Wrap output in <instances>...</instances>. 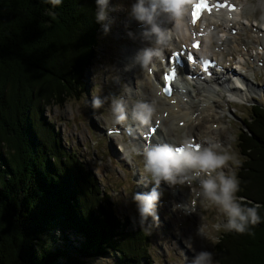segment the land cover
Listing matches in <instances>:
<instances>
[{"label":"trees","instance_id":"1","mask_svg":"<svg viewBox=\"0 0 264 264\" xmlns=\"http://www.w3.org/2000/svg\"><path fill=\"white\" fill-rule=\"evenodd\" d=\"M88 2L91 3L61 0L60 4L52 5L46 0H0V137L7 132L12 136L0 138V146L3 142L5 147L12 148L11 152H5L0 147V264H58L59 259L70 258V254L88 255L95 250L105 254V245L117 253L120 264H152L148 234L139 227L129 229L127 216L118 218L107 191L102 193L97 178L85 168L76 152L63 145L54 123L41 115L45 129H42L43 142L37 131L30 129L27 114L30 100L34 98L29 93L33 91L32 85L48 81L52 86V100L79 97L85 89L86 84L81 81L82 67L93 59L97 29L101 24L92 12L96 7L94 0ZM86 8L89 12L82 11ZM58 24L63 28L58 29ZM39 30L45 33L44 37L40 33L36 36ZM29 46H33L34 51ZM80 48H84L83 51H79ZM61 57L70 59L71 63L66 65ZM62 66L67 74L56 84L55 74ZM40 69L43 72H38ZM4 74H10L6 82ZM22 99L24 103H20ZM244 123L246 129L240 135L243 161L237 174L240 182L237 195L245 201L259 203L257 213L263 218L262 183H254L251 190L246 180L247 173L257 167L255 148L264 159V108L261 104L252 106L251 116ZM259 172L262 175V163ZM77 188L82 194L75 192ZM253 194L258 195L257 198ZM82 205L90 208V212L83 213ZM253 227L260 237H240L244 243L240 246L246 249L245 253L251 251L250 254L237 253L230 262L225 252L237 232L222 231L214 246V263L253 264L254 254L259 257L264 251V224ZM53 229L63 238L65 233L78 232L82 240L78 247H48L44 236ZM260 264H264V260Z\"/></svg>","mask_w":264,"mask_h":264},{"label":"rangeland","instance_id":"2","mask_svg":"<svg viewBox=\"0 0 264 264\" xmlns=\"http://www.w3.org/2000/svg\"><path fill=\"white\" fill-rule=\"evenodd\" d=\"M84 1L86 4L91 3L88 2L89 0ZM132 2L133 0H110L108 17L111 19V23H109L107 32L103 31V24L108 23V20L102 21L97 29L98 38L97 45L94 48L95 53L93 59L89 61L88 65L82 67L83 77L81 81L86 85L84 91L81 92L79 97H69L67 99H63V97L60 99L57 97L55 100H52V86L45 80L42 82L38 81L31 86V90L33 91H30L29 93L30 95L33 94L34 98L30 100V105L28 106L29 112L27 114L31 123L30 129H35L37 131L36 134L43 142V122L41 115H45L46 119L54 123V128L58 131L63 145L76 152L77 157L83 162L85 168L97 178L103 189L102 193L107 191L110 196L109 200L113 203V212L118 218L122 219V217L127 216L130 221L128 224L129 229L139 227L148 234L150 237L149 253L152 257V264H180L182 257H184V264H189L195 252L198 251L210 252L212 264H216L213 260L214 246L223 230L213 231L211 225L219 224L223 226V224L226 223V218L215 208L204 209L200 206L201 197L197 195L199 192V180H192L191 178L190 180L186 179L171 185L161 180L158 187V191H160L161 195L158 198L156 206L158 219L156 222H153L151 217H147L144 223L141 224L136 204L132 201L131 195L133 192H146L152 186L150 175L143 169V156L140 154L142 150L135 147L133 140L123 131L120 134H117V136L122 135V140L124 141L121 144L118 142V140L120 141V137L113 138L112 136L114 134H107L105 131L106 128L114 126H120L119 128L122 130L127 126L134 131L128 120L132 119L135 122L138 121L132 118L131 109L127 106L128 104L134 105L138 101L151 100L149 90L147 89L148 86L145 87L143 84L145 78L144 75L148 77L151 84L157 85L161 73L159 71L156 75L152 71L161 66L164 62V57H159L164 54L161 53L155 58H151L148 64H139L140 67L134 68L130 71L131 73L119 71L123 66L127 68L125 60L128 57L124 56L125 49H130L131 47L138 49V46H141L142 48V46L146 45L139 39V37L145 38L143 35V27L145 25L136 21L129 14ZM96 7L92 9L94 14ZM253 10L255 11L253 16H248L250 20L253 21V18L260 20L262 16L259 9L254 7ZM12 11L16 12L14 8ZM82 11L89 12V8L83 9ZM157 18H159V15ZM159 20L162 21L164 18H159ZM62 28L63 27L60 25L58 26V29ZM140 29L142 32L141 34H138V36H132V34L129 35V33H134L133 30ZM253 30L255 31V29ZM39 33L44 37L45 33L43 34V31L41 30L36 32V36H38ZM261 33L262 32H260L259 36H261ZM241 40H243V38ZM243 41L248 45V50L251 54L256 50V47L259 50H262L261 46L255 44L254 36L250 37L246 35V38ZM205 44L207 45V43ZM33 46H29V48L32 49ZM151 46L152 45H148L147 47L149 48ZM205 47L204 51L207 50V48L209 49L208 46ZM241 48L242 50H247L245 46H240V49ZM80 49L81 50L79 51H83L84 48ZM32 51H34V49H32ZM237 51L238 50H233L231 54V58L234 62L230 64L231 68L229 70L231 72L233 69L239 67L238 61L242 59ZM167 52L168 50L165 53ZM135 56L136 54L133 52L130 55L131 58H135ZM262 56L264 57V55ZM226 57L228 58V56ZM60 59L67 63L66 65L71 63L68 58L63 59L61 57ZM253 60L257 59H250L251 62ZM262 63L264 64L263 59ZM255 65L257 67H253L251 69L252 71L247 70V72H245L248 80L247 82L251 85V87H248L249 90L239 83L238 79L241 78L240 76V78L238 76L233 77V81H230V84L233 83V85L238 84L242 86L241 88H238L236 92L224 91L226 95L231 97L228 101V110L220 117H217L218 115H216L217 109H214V112L216 111L215 113L210 110L209 113L211 114L202 121L203 125L201 129L198 131L194 130L192 133L194 141H197V139L204 137L205 134L208 135L204 130L208 127L211 128L210 122L213 121L215 124H218L221 130L219 133H215V135H218L221 140L224 141L223 148L229 149L236 154V157L240 160V164L243 161V155L240 149V135L242 134V130L246 129L244 122L249 119V116H251L252 106L255 103L261 104L264 108V66L257 62ZM38 66L42 67V65ZM146 67H148V69L150 68V71L144 72ZM49 70L50 69L47 68L48 72H50ZM59 71L60 73H58ZM59 71H56L55 74L56 84L57 81L63 79L64 73L67 74V70L64 66H62ZM38 72L41 73L43 71L40 69ZM4 75L6 77L3 81L6 82L10 74ZM22 76L24 77V73ZM20 77L21 76L19 75L17 79ZM14 84H16V82ZM260 86H262V88H260ZM244 93L247 94V97L243 96ZM93 96L100 97L104 100V103L100 108L92 107L91 100ZM114 97L121 98L125 107L126 118L118 124L111 122L110 102ZM19 101L20 103H24L25 99L24 101L23 99ZM199 113L204 114L205 112L200 111ZM22 116L24 119L27 118L26 115ZM20 117H16V119L18 120ZM105 117H108L109 119L106 121ZM165 121L168 126L169 121ZM149 123L156 125L153 121H150ZM145 128L146 127L144 126V129ZM43 131H45V129H43ZM162 131L165 132L163 129ZM180 133L183 134L182 132ZM7 135L9 139L12 138L8 132L5 135L3 133L2 138H0L3 139L4 136ZM180 136L182 135L179 134L178 140L173 141L178 143L181 140ZM254 140L258 141L257 139ZM137 144L140 145L138 142ZM0 147H2L3 150L5 149V152L6 150H9L10 152L12 151V148L5 147L3 142ZM131 149L136 150L135 154L131 153ZM258 150L259 149L257 148L254 150V153L257 156V169L255 168L253 170L254 172L247 173L246 180L247 184L250 186L249 189L251 190L254 183L257 182L259 185L262 183L261 186L263 191L264 159L258 156ZM126 152L131 156L130 161L129 159H126ZM46 155L48 156V154ZM7 160L9 161L10 159ZM261 163L262 175L260 172V174L258 173ZM240 164L235 166L236 176ZM229 167H233L231 162H229ZM224 171L227 174V170L225 169ZM75 192L77 194H82L81 191H79V188H77ZM257 196L258 195L253 194V197L257 198ZM193 201H195V203H193ZM173 205H179V207H176L174 210ZM193 206L198 208V211H196ZM81 208L83 213L87 211L90 212V208L88 207H83L82 205ZM262 211H264V209ZM257 214L262 217V214ZM85 218H87V216ZM263 221L264 217L253 226L259 228L264 224ZM201 225L209 226L207 228L209 233L208 236L197 231ZM249 226L250 225H248L247 230L245 231L247 234L245 232L237 233L232 237L227 251L225 252L226 258L229 259V262L237 253L244 256V250L246 249L240 246L244 244L242 242L243 237L240 238L242 235H248L250 238L253 237V235L254 237H260L254 227L252 225V227ZM211 237H216V239L213 240ZM44 240L46 241V245L51 248H70L71 246L78 247L80 240H82V236L78 232L70 231L65 233V238H63L59 231L53 229L50 231L49 235L47 234L44 236ZM104 250L106 251L105 254L99 253L97 250L93 251V253L89 252L88 255L77 256L70 254V258L66 257L59 259L58 264H120L117 253L108 245L104 246ZM247 252L250 254L251 251L247 250ZM247 252L245 254H247ZM251 255L253 254L251 253ZM259 255V257H257L254 254L256 260H253V264L262 263V260H264V251H261V254ZM226 262V264H230L228 261Z\"/></svg>","mask_w":264,"mask_h":264},{"label":"bare ground","instance_id":"3","mask_svg":"<svg viewBox=\"0 0 264 264\" xmlns=\"http://www.w3.org/2000/svg\"><path fill=\"white\" fill-rule=\"evenodd\" d=\"M191 1L192 0H182V2L189 6L188 11L186 15L175 21H173L171 16L166 13L158 14L159 18L161 19L163 17L164 20L161 21L159 18H156L155 23L168 33L166 40L157 43L155 35L150 34L147 38L139 37V39L146 44L142 46V48L141 46H138V49L131 47L124 51V56L128 57L125 60L127 68L123 66L119 71H125V73H131L130 71L134 68L140 67V63L135 58L130 57L132 52L137 54L139 50L146 48L148 45H152L149 48L154 47V49H157L159 55L164 53L162 56H159L162 58L165 57V54H169L173 49L183 48L186 50H192L198 52L203 59L208 57L214 58L218 67L217 71L211 77L199 72L196 74L197 77L195 79L190 80H188L183 73L178 71L176 76L177 91L175 90L170 97H164L161 94L158 87L160 80L157 82V85H153L149 82L148 77L144 75L145 78L143 84L145 87L148 86L147 89L149 90V96H151V100L148 102H151L154 107V115L152 116L153 118H150V121L155 122L156 125L150 123L147 125H141L139 122H135L132 119L128 120L134 129V132L130 135V139L133 140L135 147L141 150L145 145H148L149 142L146 140L148 138L151 139L150 146L157 142L176 144L173 140H178L179 134L182 135L180 136L181 139L187 137L194 138L192 133L194 130L198 131L201 129L203 125L202 121L211 114L209 113L210 110L215 113L216 111L214 112V109H217V117L224 115L228 110V101L231 97L226 95L224 91L236 92L242 85L249 90L248 87H251V85L247 82L248 80L245 72L251 70L253 67H257L255 63L261 57L264 60V57L262 56L264 55V0H229L233 6L230 12L225 13L224 11H219L220 9H223V7L220 6L213 8L210 12L205 10L200 15V18L194 23H191L189 18ZM254 7L261 12L260 14L262 18H259L260 20L253 18L252 21L248 17L249 15L253 16V13L255 12L253 10ZM146 27L147 26L145 25L143 28L145 29ZM210 29L212 30L210 31ZM233 29L235 31H232ZM253 29H255V31ZM133 32L134 33H131L132 36H138V34H141L142 30H133ZM260 32H262L261 36H259ZM246 35L250 37L254 36L255 44L261 46L262 50H259L256 47V50H253L254 52L251 54L248 50V45L243 41L246 38ZM242 38L243 40H241ZM196 40L199 41L200 44L197 48H194L192 45ZM205 43H207V45ZM242 45H244L247 50L240 49V46ZM205 46H208L210 50L207 48V50L204 51L206 48ZM167 50L168 52L165 53ZM233 50H238V55L240 54L242 59L238 61L239 67L233 69L231 72L229 69L231 68L230 64L234 63L231 58ZM226 56H228V58ZM155 57L156 56H153L152 59ZM251 58L257 60L251 62ZM164 65L165 62L152 72L156 75L159 71L161 73ZM262 66H264V64H262ZM145 71H150V68L148 69V67H146L144 72ZM192 73H195V71ZM236 76L241 77H239L240 79H238V81L242 85L230 84V81H233V77ZM243 96L247 97V94L244 93ZM127 107L132 111V104H128ZM200 111L205 112L206 114H200ZM165 120L169 121L168 126L166 125L167 122ZM210 123L211 128L208 127L204 130V132L210 136L204 133V137L197 139V142L200 144L205 143L206 140L217 143L220 142L219 145L222 147L224 141L221 140L218 135H215V133H219L221 129L218 124H215L213 121ZM144 126L146 127L145 129ZM148 128L152 131H148ZM162 129L165 130V132L162 131ZM149 132H152V135H149ZM112 137H120V141L118 140L119 144L124 141L122 140V135L117 136V134H114ZM137 142L140 145H138ZM193 179L199 180L200 178L192 177V180Z\"/></svg>","mask_w":264,"mask_h":264},{"label":"clouds","instance_id":"4","mask_svg":"<svg viewBox=\"0 0 264 264\" xmlns=\"http://www.w3.org/2000/svg\"><path fill=\"white\" fill-rule=\"evenodd\" d=\"M47 3L58 5L61 0H46ZM96 4L95 20L102 22L103 31H108L111 19L108 17V6L110 0H94ZM188 5L182 0H133L130 5L129 14L138 22L147 27L143 30V35L147 38L154 34L156 42L160 43L167 39L168 33L162 30L155 20L159 13H166L172 20L182 18L187 14ZM131 35V33H129ZM159 55V51L153 48H143L139 50L135 59L142 65L148 64L153 56ZM191 59V57H190ZM104 100L93 96L91 104L93 108H100ZM154 112L151 102L138 101L133 105L131 116L141 125H147ZM110 114L112 123H120L125 120L124 102L119 97L112 98L110 102ZM109 118L105 117L107 121ZM135 154L136 150H130ZM143 156V169L150 175L152 186L146 192H133L132 201L135 202L140 223L143 224L147 217H151L156 222L158 217L156 206L161 195L158 191L161 180L169 185L199 177V192L201 197L200 206L204 209L215 208L226 218L223 226L212 224L213 231H235L243 233L248 225L256 224L262 217L257 214L260 208L258 203L245 201L244 197L238 196L240 182L236 176L235 166L240 164V160L234 152L222 148L219 143L206 140L200 144L194 142L192 137L181 139L176 144L158 143L151 146L145 145L140 153ZM126 159H131L128 152ZM229 162L233 167H229ZM227 170V174L224 170ZM195 203V201H193ZM179 205H173L175 210ZM208 225H201L197 231L208 236ZM213 240L216 237H211ZM180 264H184V257ZM189 264H212L211 253L208 251L195 252Z\"/></svg>","mask_w":264,"mask_h":264}]
</instances>
